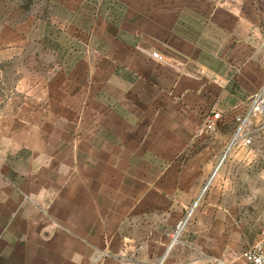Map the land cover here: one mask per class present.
Wrapping results in <instances>:
<instances>
[{"label":"rangeland","instance_id":"rangeland-1","mask_svg":"<svg viewBox=\"0 0 264 264\" xmlns=\"http://www.w3.org/2000/svg\"><path fill=\"white\" fill-rule=\"evenodd\" d=\"M216 2L0 0L1 134L9 131L15 146L42 144L49 162L80 159L101 146L100 138L123 148L116 175L124 179L118 190L131 214L118 244L150 264H183L184 258L215 264L218 257L236 264L264 238L263 127L248 151L226 154L233 131L218 129L183 152L179 121L161 141L164 151L146 149L149 138L156 140L152 127L164 103L160 108L138 99L154 98L155 91L135 84L132 67L161 65L183 75L182 53L171 47L183 35L211 63L206 53L226 40L210 21ZM138 127L142 147L130 152L123 143H131ZM196 159L198 171L188 167ZM11 160L21 170L31 152ZM193 172L201 175L198 183Z\"/></svg>","mask_w":264,"mask_h":264},{"label":"crops","instance_id":"crops-1","mask_svg":"<svg viewBox=\"0 0 264 264\" xmlns=\"http://www.w3.org/2000/svg\"><path fill=\"white\" fill-rule=\"evenodd\" d=\"M210 21L226 35L219 50L206 53L211 63L201 58L204 51L198 43L183 35L175 37L171 46L182 53L183 75L161 65L132 67L138 77L135 84L155 91L154 98L138 99L159 107L164 103L154 119L151 134L156 140L149 138L148 152L164 151L161 141L172 136L169 129L177 128L179 121L183 152L193 148L194 142L200 144L205 133L233 131L234 116L246 109L249 97L264 85V0H217ZM215 113L222 120L209 130L207 121ZM134 130L131 143H123L130 152H138L142 141L136 138L141 134L139 127ZM1 132L0 264H150L140 261L128 245L118 244L121 225L131 214L128 199L118 190L124 179L116 175L124 164L123 148L100 138L101 146L83 151L80 159L61 161L58 156L49 162L42 144L15 146L10 132L7 136ZM23 150L31 152L32 160L16 171L11 159ZM199 161H190L188 167L198 171ZM192 174L198 183L201 175ZM218 258L215 264H230ZM209 261L184 258L183 264H213Z\"/></svg>","mask_w":264,"mask_h":264},{"label":"built area","instance_id":"built-area-1","mask_svg":"<svg viewBox=\"0 0 264 264\" xmlns=\"http://www.w3.org/2000/svg\"><path fill=\"white\" fill-rule=\"evenodd\" d=\"M153 58L164 61L159 54H153ZM220 120L222 115L215 113L208 119L207 129L214 130ZM260 127L264 128V85L249 97L246 109L234 116L233 135L226 154L248 151ZM238 261L242 264H264V238L246 249Z\"/></svg>","mask_w":264,"mask_h":264}]
</instances>
